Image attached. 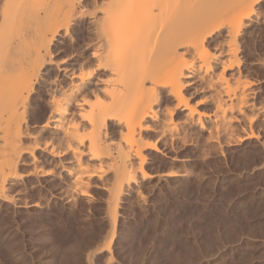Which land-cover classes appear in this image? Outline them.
Returning a JSON list of instances; mask_svg holds the SVG:
<instances>
[{"label":"bare ground","instance_id":"bare-ground-1","mask_svg":"<svg viewBox=\"0 0 264 264\" xmlns=\"http://www.w3.org/2000/svg\"><path fill=\"white\" fill-rule=\"evenodd\" d=\"M93 1L92 11L79 0L3 2L0 200L16 202L10 190L29 173L20 171L25 154L34 166L40 152L66 171L72 198H88L90 185L99 183L94 178L105 177L111 230L97 251L111 264L120 202L133 192L143 195L139 180L154 176L146 151L166 154L160 141L185 140L189 129L208 130L216 141H255L264 151V136L253 129L264 124V104L256 102L263 79L247 69L262 61L247 63L244 55L249 33L264 28V0ZM85 19L89 38L61 59L52 56L54 39L75 40L74 25ZM36 95L47 111L32 127L48 133L45 141L29 126ZM155 129L156 138L145 133ZM26 137L33 146H24ZM32 168L49 179L57 175Z\"/></svg>","mask_w":264,"mask_h":264},{"label":"rangeland","instance_id":"rangeland-1","mask_svg":"<svg viewBox=\"0 0 264 264\" xmlns=\"http://www.w3.org/2000/svg\"><path fill=\"white\" fill-rule=\"evenodd\" d=\"M91 1L79 0L78 4L92 11L95 1ZM3 2L0 0V27L3 25ZM86 21L80 20L74 25L75 40L69 38L62 44L58 36L54 39L52 56L61 59L66 56V51L69 53L89 38L92 30ZM256 29L249 33L244 55L247 63L254 57L262 61L258 66L248 64L247 68L251 70L250 73L248 70L250 76L263 79L256 97V102L262 105L264 28ZM46 107L37 96L29 121L31 131L40 136L41 141L47 140L49 135L37 133L32 122L34 125L39 123V118L46 114ZM261 125L258 127L256 123L253 129L263 137L264 126ZM242 126L239 127L240 134H244ZM156 129L145 133L157 137ZM189 130L187 135L190 137L186 135L185 140L174 138L175 141L168 142L163 139L166 144L160 141L162 148H167V151L164 149L166 154L146 151L150 156L146 157V167L154 176L150 180L140 179V187L136 185L143 198L133 192L134 196L125 195L126 199L123 196L124 201L120 202L115 239L109 254L113 257L111 264H264L263 148L255 141L239 142L235 137L233 140L239 143L235 144L231 139L232 144L225 138L227 141L222 142L223 137L216 141L217 138L209 137L205 129H192L196 133L190 130L191 134ZM32 139L26 137L24 146H33L35 140ZM39 154L41 160L39 158L35 166L27 154L24 156L28 162L20 171L24 175L29 173L23 176L22 189L17 187L9 192L14 199L17 197L15 205L0 200V264H106L107 254L97 251L111 230L106 204L109 195L104 186L106 178L101 179L103 182L94 178L99 183L92 180L91 184H97L90 185L88 198L69 197L70 194L65 192L68 187L66 171ZM32 166L46 172L51 168L49 173L57 175L51 177V181L49 176L35 174ZM53 169L56 172H52ZM135 195L142 200H137ZM34 202L39 206L32 207Z\"/></svg>","mask_w":264,"mask_h":264}]
</instances>
